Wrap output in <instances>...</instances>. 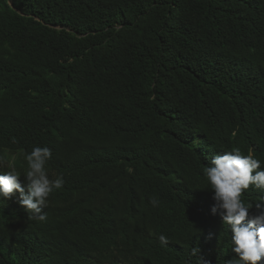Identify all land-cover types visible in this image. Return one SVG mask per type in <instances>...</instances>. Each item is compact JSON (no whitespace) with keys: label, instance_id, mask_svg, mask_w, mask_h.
<instances>
[{"label":"trees","instance_id":"16d2710c","mask_svg":"<svg viewBox=\"0 0 264 264\" xmlns=\"http://www.w3.org/2000/svg\"><path fill=\"white\" fill-rule=\"evenodd\" d=\"M33 147L64 184L0 200V264H226L202 170L264 167V0H0V173Z\"/></svg>","mask_w":264,"mask_h":264},{"label":"clouds","instance_id":"9594fccd","mask_svg":"<svg viewBox=\"0 0 264 264\" xmlns=\"http://www.w3.org/2000/svg\"><path fill=\"white\" fill-rule=\"evenodd\" d=\"M12 143H16L15 138ZM23 155L27 164L24 175L14 166L0 173V200L18 193L19 205L32 218L44 221L47 198L54 189L63 186L64 179L62 176L49 178L45 166L52 154L48 147H33ZM202 171L213 201L210 214L218 215L230 232L231 252L235 255L226 264H264V167L261 161L251 153L242 155L239 148H233L212 156ZM250 186L261 194L255 204L242 200V193ZM150 203L156 206L159 201L151 199ZM158 240L162 245L168 242L164 234L159 235ZM191 254L198 257V264H211L198 247L193 248Z\"/></svg>","mask_w":264,"mask_h":264}]
</instances>
